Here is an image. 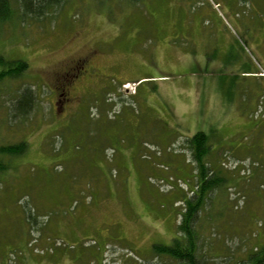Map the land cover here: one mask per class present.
Returning a JSON list of instances; mask_svg holds the SVG:
<instances>
[{"label": "rangeland", "instance_id": "obj_1", "mask_svg": "<svg viewBox=\"0 0 264 264\" xmlns=\"http://www.w3.org/2000/svg\"><path fill=\"white\" fill-rule=\"evenodd\" d=\"M15 10L0 53L28 70L0 83V145L28 146L3 158L0 264H182L152 244L178 236L197 131L220 183L197 217L199 259L234 264L264 244V0ZM24 85L35 100L20 115Z\"/></svg>", "mask_w": 264, "mask_h": 264}, {"label": "trees", "instance_id": "obj_2", "mask_svg": "<svg viewBox=\"0 0 264 264\" xmlns=\"http://www.w3.org/2000/svg\"><path fill=\"white\" fill-rule=\"evenodd\" d=\"M63 2L64 0H0V23L12 19L16 13V7L19 9L21 19L29 17L38 20ZM27 70L28 63L26 60L10 58L0 53V83L5 80L20 78ZM34 100L32 88L24 85L14 100L13 110L17 114L25 115L33 107ZM186 140L191 150L192 158L197 163L198 182L195 190H191L192 195L183 199L184 208L180 213L181 217L176 229L178 236L174 237L169 245L152 244V254L157 256L166 255L182 264H203L198 256L199 234L198 229H196L197 217L203 205H205L206 195L208 196V193L218 187L220 183L212 178L214 171L210 169L209 164L204 160L210 152L207 134L203 131H197ZM27 146V142L23 140L0 145V184L4 183L3 178L5 176L3 173L11 170L10 161L7 162L3 158L20 156L26 152ZM210 170H212V173H209ZM28 214L31 217L33 216L31 212H28ZM28 214H26L23 221L30 224ZM234 264H264V244L255 251L250 252L245 259H241Z\"/></svg>", "mask_w": 264, "mask_h": 264}, {"label": "flooded vegetation", "instance_id": "obj_3", "mask_svg": "<svg viewBox=\"0 0 264 264\" xmlns=\"http://www.w3.org/2000/svg\"><path fill=\"white\" fill-rule=\"evenodd\" d=\"M85 60H82V61H80V63H78L77 64V66H75L76 68H77V70H81V69H83V67L85 66ZM84 70V69H83ZM81 71H79V72H77V75H76V77L78 76V74L80 73ZM86 72V71H85ZM76 74V73H75ZM69 76V75H68ZM66 83V82H65ZM65 83H63V85H62V88H64L63 89V91H64V94H65V96H66V94H67V92L65 91V87H64V84Z\"/></svg>", "mask_w": 264, "mask_h": 264}]
</instances>
